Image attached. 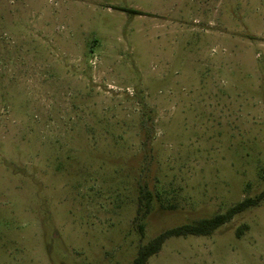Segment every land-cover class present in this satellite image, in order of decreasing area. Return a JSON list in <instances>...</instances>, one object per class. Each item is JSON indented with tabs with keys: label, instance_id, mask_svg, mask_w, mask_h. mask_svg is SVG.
Instances as JSON below:
<instances>
[{
	"label": "rangeland",
	"instance_id": "1",
	"mask_svg": "<svg viewBox=\"0 0 264 264\" xmlns=\"http://www.w3.org/2000/svg\"><path fill=\"white\" fill-rule=\"evenodd\" d=\"M262 190L264 0H0V264H132ZM145 264H264V198Z\"/></svg>",
	"mask_w": 264,
	"mask_h": 264
},
{
	"label": "trees",
	"instance_id": "2",
	"mask_svg": "<svg viewBox=\"0 0 264 264\" xmlns=\"http://www.w3.org/2000/svg\"><path fill=\"white\" fill-rule=\"evenodd\" d=\"M122 11H126L133 14H140L138 10L119 8ZM264 198V190L254 197H245L238 203L232 205L226 209L223 213H216L209 218H202L191 224L179 225L160 232L152 237L147 243L138 247L136 256L132 264H145L147 259L157 253L164 242V240L170 236H185V235H209L218 226L228 222L234 215L246 210L249 207L256 206ZM150 193L141 190L138 198V214L143 211L144 214L150 210ZM142 203L143 206L142 207ZM241 229L238 228V231Z\"/></svg>",
	"mask_w": 264,
	"mask_h": 264
}]
</instances>
